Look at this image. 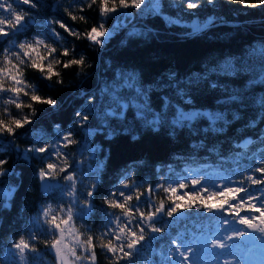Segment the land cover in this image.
I'll return each mask as SVG.
<instances>
[{
  "label": "trees",
  "instance_id": "1",
  "mask_svg": "<svg viewBox=\"0 0 264 264\" xmlns=\"http://www.w3.org/2000/svg\"><path fill=\"white\" fill-rule=\"evenodd\" d=\"M59 2L63 7L57 8L52 0H39L42 5L39 10L28 9L35 20L30 22L27 31L14 33L13 38H0V54H2L9 50L8 46H12L11 41L21 42L32 38L33 35H40L57 49V52L51 55L49 53L44 55L47 57L44 61L45 65L52 60L67 61L69 58L63 57L61 53L68 48L74 51L76 57L85 56L86 65L83 70L88 73L86 77L81 76L82 69L79 67L65 69L62 64H54L53 70L59 72L60 77H54L49 81L38 70L30 67L28 58L24 57L26 64L20 65L14 56H9L12 63L23 72L21 79L28 85L25 90L29 92L35 90L41 96L54 98L57 101L58 111L53 114V109L44 106L42 111L37 112L33 124L26 126V129L17 130L18 134L15 138L9 137L7 133L0 137V144L4 145V148L0 149V159L6 160L5 167L11 169L9 176L0 177V181L6 186H14L9 197L14 206L10 205L7 212H0V263L5 246L17 243L21 238L37 248L48 246L51 238L45 235V237L38 236L34 241L29 240L31 217L42 204L54 203L61 197L57 191L44 192L39 187L36 177L39 161L22 162L18 158V152L32 147L34 143H41L42 140L37 139L40 133L45 134L43 139L51 143L55 150V133L51 131V127L56 122H63L62 126L63 124L71 126L75 112L88 107L102 115L110 107L115 106L112 100L113 94H119L118 98L123 97L120 101L128 102L129 107L124 109L125 120L119 123L113 121L111 128L101 127L89 137L87 144L82 141L79 147L72 145L66 149L71 151V148H75L74 169L77 168L78 163L82 168L91 161L97 163L96 168L91 172L93 176L90 181L86 180L79 185L82 193L93 180L99 185L95 194L97 213L87 225L91 229L90 234L98 236L104 230V220L100 212L104 208L102 201L111 191H116L117 186L123 182L133 187L119 190L127 189L126 191L134 196L137 191L149 185L155 186L158 194L153 196L154 202L159 205L163 198L167 206L168 194L160 190V185L167 186L169 183H175L176 180L190 184L189 174L192 176L197 173H200L201 179L205 181L208 180L209 175L211 178L214 174L216 178L223 179L227 183L229 178L240 180L249 170L260 166L259 157L264 155L261 151L264 145L260 144L259 139H255L247 148L236 147L238 142L243 145L246 140L257 137L258 134V129L244 130L243 121L234 126L226 136L208 137L205 140L206 147L201 149H193L192 145L199 143L200 138L189 135L187 131L176 141H171L167 136V125L161 131L153 132L143 120L136 119L137 109L132 102L135 90L124 87L120 76L121 72L135 74L138 87L153 88L154 91L149 95L155 108L160 102L156 95L157 91L159 96H163L165 92L170 94V88L175 86V83L187 86L188 79L202 68L219 67L221 71L215 78L221 89L226 86L227 89L243 91L248 103V107L244 110L246 118L258 117V105L252 101L264 96V7H256V5L264 0H249L250 7H241L239 0H215V3L197 0L202 6L196 10V15L212 16L215 21L212 26L197 35L190 34L189 28L183 24L166 26L161 18L148 15L149 10H145L146 14L141 16L138 15L140 9H135V23L121 24L118 22V17L124 11L121 10L106 21V27L112 26L114 34L109 35L103 47L96 46V48L90 47V41L69 36L58 28L56 30L62 37L60 40L47 35L46 21H51L53 17L81 34L90 25L102 19L96 8H93L83 13L88 17L87 22L79 19L72 21L66 15L65 9L72 10L77 16L81 15L79 7H75L80 0H59ZM162 2L167 4L170 0H162ZM171 2L176 6L166 8L165 14L174 15L184 8L181 6V0H171ZM50 3L52 6L48 7ZM116 26H121L119 32L115 31ZM146 29L152 31L144 36L129 35L133 30ZM122 40L125 43L122 44ZM227 62H230L235 69L231 75H225L223 71ZM170 71L177 74L179 81L166 85L167 88L155 89V83H163L162 78ZM58 80H62L63 84L57 82ZM187 91L204 108L211 110L213 106L219 108L222 104L230 106L227 105V97L224 96L223 91L205 89L203 84L197 86L193 81L192 85L187 87ZM20 100L24 103L30 102L29 97L23 95ZM40 107L34 104V108ZM30 113L29 109L18 110L0 100V118L9 114L22 117ZM99 122V118L93 119L92 126ZM106 131L114 134L108 136ZM76 135L79 136L80 133L76 131ZM13 139L14 145L6 142ZM214 145L218 147V152L208 150ZM13 172H22L23 175L13 176ZM96 172L99 173L98 176L94 175ZM56 175L59 177L61 174L58 172ZM256 175L259 176V173ZM84 184L85 187H82ZM189 189L197 191L191 187L186 190ZM45 197L51 198L45 199ZM218 216L220 214L215 213V217ZM224 216H228L227 213ZM209 217L210 215L203 210L197 212L192 209L183 212L180 218H165L169 226L162 234H153L151 244L144 246L135 257L134 264H168L171 259L169 251L173 248L172 241L177 239L178 235V238H182L181 242H196L194 240L197 237L201 239L205 233L203 227H206ZM79 226L82 232L83 229L80 224ZM214 230L208 234H212ZM81 237L85 238L83 235ZM235 250H237L236 246L231 244L223 251L235 254L237 253ZM201 252L200 250L199 253ZM96 253L97 264H113L108 258L110 254L102 252L99 246L96 248ZM210 260L211 258H206L205 263L212 264ZM215 261L222 262V259L215 258ZM122 264H126V261H122Z\"/></svg>",
  "mask_w": 264,
  "mask_h": 264
},
{
  "label": "snow or ice",
  "instance_id": "2",
  "mask_svg": "<svg viewBox=\"0 0 264 264\" xmlns=\"http://www.w3.org/2000/svg\"><path fill=\"white\" fill-rule=\"evenodd\" d=\"M52 2L56 4L57 8L63 7L59 0H52ZM206 2L215 3V0H206ZM239 2L241 7L251 6L249 0H239ZM20 5L27 7H19ZM51 6L52 3L48 5V7ZM175 6L171 0L167 4L163 3L162 0H147V2L146 0H80V3L75 7H79L81 15L77 16L72 10L65 9L66 15L72 21L79 19L87 22L88 17L83 13L93 8H96L99 17L102 19L90 25L81 34L53 17L51 21H46V33L48 36L60 40L62 37L60 32L56 30L58 28L69 36L90 41L92 48L103 47L109 35L114 34L112 26L106 27V21L111 19L114 14L120 13L121 10H127L130 7L140 9L138 15L143 16L146 14L145 10L149 9L148 15L161 18L166 26H171L179 25L182 22L179 16L173 19L170 15L165 14L166 8ZM181 6L188 12L197 10L202 6V3H198L197 0H181ZM41 7L39 0H0V11L9 13L7 17L0 16V38H8L14 33L27 31L30 22L35 20L28 9L39 10ZM256 7H264V2L258 3ZM124 14L127 15L128 13L125 11ZM214 23V18L209 17L205 19L203 24H197L188 31L192 35H197ZM120 29L121 26H116L115 31L119 32ZM151 31V29L133 30L129 35L144 36ZM121 43L123 44L125 41L122 40ZM41 46L47 50L49 55L57 52V49L47 43L46 39H34L32 42L19 43V52H12L11 55L16 58L20 65L26 64L24 57L28 58L30 67L38 70L49 81H52L54 77H60V73L53 70L54 64H62L65 69L74 66L79 67L82 69L81 76H87L88 73L83 70L86 65L84 55L76 57L74 51L65 48L61 55L69 58L67 61L52 60L45 65L44 61L47 57L40 54ZM5 60L11 65V68L0 70V94L11 93L12 96L4 100V103L14 106L18 110H31L30 115L25 114L22 117H16L9 114L0 118V137L7 133L9 137L15 138L18 134L17 130L26 129V126L33 124L37 112L42 111L44 106L53 109V114H55L58 111V105L54 98L41 96L35 90L26 91L28 85L20 78L23 76V72L17 65L12 64L8 55H5ZM220 71L219 67L206 66L192 75L191 79H188L187 86L175 83V86L170 88V94L165 92L163 96H159L157 91L156 95L160 102L155 108L149 95L154 91L153 88L138 87L135 74L121 72L120 76L124 87L135 90L133 99L139 101L135 105L137 109L136 119L143 120L153 132H159L167 125V136L171 141L182 138L187 131L189 135L200 138L199 143L192 145L193 149L205 148V140L208 137L226 136L234 126L243 121L242 128L244 130L258 129V134L257 137L246 140L243 145L238 142L236 147L247 148L249 144L254 143L255 139H259L260 144L264 145V96L252 101L258 105V117L247 119L244 111L248 107L245 93L227 89L226 86L221 89L215 78ZM223 71L225 75H231L235 69L232 68L230 62H227ZM7 79H11L13 82L11 87H5ZM162 80L163 83L154 82L155 89L167 88L166 85L179 81L174 71H170ZM193 81L197 86L203 84L205 89L223 91L224 96L227 97V105L230 106L222 104L219 108L213 106L211 110L200 106L196 98L187 91V87H190ZM57 82L63 84L62 80ZM21 95L29 97L30 102H21ZM118 96L119 94L112 95L115 106L110 107L102 115L88 107L85 110L75 112L74 119L70 123L71 126H68L69 124L62 126L63 122H56L51 127V131L55 133V150H53L51 143L43 139L45 134L40 133L37 139L42 140L41 143H34L32 147L25 148L17 154L22 162L39 161L36 177L39 187L44 192L58 190L61 194L66 193L68 196L66 202L61 201L64 206L58 205L55 210L50 204H42L34 219V224L46 226L45 230L52 237L48 247L54 250L55 258L59 264H74V262L85 259L88 264H97V246L105 254H110L108 258L113 261V264H122V261H126V264H134L135 257L143 250L145 243L154 238L153 234H162L164 229L169 226L165 218H180L182 212L192 209L197 212L203 210L207 214L219 213L222 225L231 223L242 226L239 228L232 227L231 231L235 233V236L226 235L223 239H241L249 236L250 232L258 233L260 238L264 239V155L259 157L260 166L249 170L246 176L240 180L229 178L228 183L223 184L218 191L209 190L198 177H191L190 174V184L183 180H176V186H173L172 183L167 184V186L160 185V190L168 194L169 204L167 206L163 202V198H161L159 205L154 202L153 196L158 194L155 186L149 185L137 191L134 196L131 192L125 193L119 190L133 187V185L123 182L117 186L116 191H111L102 201L104 208L100 212L104 220L105 230L101 231L98 236L90 234L91 229L87 225L88 221L97 213L95 194L99 185L96 180H93L81 194L78 187L80 177L73 168L75 148H71V151H66V149L72 145L79 147L82 141L87 144L89 137L98 132L101 127L111 128L113 121L119 123L125 120L124 109L129 105L121 104L120 99L123 97L118 98ZM34 104L41 107L34 108ZM97 118L100 122L92 126V120ZM201 125L204 126L201 127ZM76 131L80 133L79 136L76 135ZM106 134L112 136L114 133L106 131ZM6 142L14 145V139ZM2 148L4 145L0 144V149ZM208 150L218 152V147L214 145ZM261 151L264 152V148ZM6 164V160L0 159V177L9 176L11 169L5 167ZM58 172L61 174L59 177L56 175ZM256 173H259V176ZM12 175L22 176L23 173L13 172ZM94 175L98 176L99 173L96 172ZM53 180L56 182L52 183ZM61 182H63V187ZM217 183L213 182L212 187L215 188ZM13 187L6 186L3 181H0V212H7L10 205L14 206L9 198ZM189 187L197 189V191L189 193L186 191ZM49 198L51 197H45V199ZM133 201L135 202L133 203ZM185 201L187 203H184ZM57 212L60 215H57ZM225 213L232 217L231 221L223 219ZM241 213L246 214L242 215ZM247 213H251V215ZM41 214L44 217L43 221L40 220ZM74 221L81 223L82 232L73 226ZM81 235L85 236L83 240ZM66 237L71 240V243L65 242ZM37 239L36 232L32 231L29 240ZM181 239L177 238L172 241L174 247L170 249L169 256L176 252L181 258L179 264H193L192 258L197 254L199 248L195 242H181ZM208 245L214 249L219 248L221 251L230 247L215 239H210L206 246ZM13 247L18 250L21 264H24L26 260V252L38 253L39 251L34 244L26 242L23 238L18 243H14ZM78 249H83L87 255L82 256L78 253ZM173 264H177V261L173 260Z\"/></svg>",
  "mask_w": 264,
  "mask_h": 264
},
{
  "label": "rangeland",
  "instance_id": "3",
  "mask_svg": "<svg viewBox=\"0 0 264 264\" xmlns=\"http://www.w3.org/2000/svg\"><path fill=\"white\" fill-rule=\"evenodd\" d=\"M146 2H147V0H146ZM19 7H22V6L20 5ZM146 10H149V9H146ZM125 11L128 13L127 15L124 14ZM8 15H9V13L0 11V16L7 17ZM134 15H135V8L130 7L129 9L122 11L121 15L118 17L119 18L118 22H120L121 24H134L135 23ZM166 15H170L173 19H175V18H177V16H179L181 21H182L180 24L187 26L189 29L195 27L197 24H203L205 19H207L209 17L212 18V16L201 17L199 15H196V10L187 12L185 8L179 10L174 15L173 14H167V13H166ZM8 38H13V35L11 37H8ZM34 39H44V37L36 34V35H33L32 38L23 40L21 42L11 41L12 46H8L9 50L4 51L2 54H0V70L11 68V65H9L7 63V61L5 60V55L12 56L11 55L12 52H19V48H18L19 43L32 42ZM47 43H49V42H47ZM39 51H40V54L42 56H44L46 53H48L47 50L43 48V46L40 47ZM21 56H23L22 53H21ZM13 71H15V69H13ZM12 85H13V82L11 81V79H7L5 81V87H11ZM11 96H12L11 93L0 94V100L4 103V100L10 98ZM132 102L136 105V103H138L139 101H136L133 99ZM120 103L128 105V102L124 101V100H121ZM96 165H97V163L94 161L86 163L84 168H82V166L79 163L77 164V168L75 169V171L80 177L79 185L81 183L83 184V182L86 180H88V182L90 181L91 176H93V174L91 172H92V170L94 171V168H96ZM200 175H201L200 173L199 174L197 173L195 175H192L191 177H198L200 179L201 183L211 191H218L219 188L223 184L227 183L223 179L216 178L217 176H215V174L211 178L209 175L208 180H206V181H205V179H201ZM55 182H56L55 180L52 181V183H55ZM213 182H218L216 184L215 188L212 187ZM79 185H78V187H79ZM61 186L63 187V182H61ZM173 186H176L175 183H173ZM82 187H85V184L82 185ZM126 190H124V192L129 193ZM186 191H188L190 193L194 190L189 189ZM57 192H58L59 196H61V197H59L54 203H48V204L52 205V208L54 210L57 208L58 205L60 207L64 206V204H62L61 201L66 202L68 200V196L66 193L61 194L58 190H57ZM80 192H81V194H83L82 189ZM184 203H187V201H185ZM39 210H40V208L31 217V226H30L31 233H30V236L32 234V231H35L37 234V237L45 235L48 238L52 239V237L49 235V233L45 230L46 226H44L42 224H34V219L36 218ZM56 214L60 215L59 212H57ZM241 214L244 215L246 213H241ZM247 214L251 215V213H247ZM209 215H210V217L207 218V222L205 224L206 227H203L205 233L202 235L201 239L197 237V239L194 240V241H196L195 243H196L197 247L199 248V251L192 258L193 264H207L203 261V256L205 254L203 251H210V253H211L210 255L212 257H214V256L217 257V255H219V253H220L219 248L214 249V248H211L210 245L206 246L210 239H215L218 242L222 241L226 245H228L230 243L234 244V246H236L237 252L239 254L241 252L243 253L245 251L243 256L244 257L247 256L248 262L250 264H264V239L260 238L258 233H251L250 232L249 236L241 238V239H223L226 235L227 236H235V233H233L231 231V229H232L231 225L232 224L229 223L228 225H222L220 223V220H221L220 216L215 217V213H212ZM223 219H228L229 221H231L232 217L224 216ZM40 220L41 221L44 220V217L42 216V214L40 215ZM79 224L81 225V223L79 221L73 222V226L76 227L78 229V231L80 232ZM113 227H115V226L113 225ZM239 227H242V226L239 225ZM214 229H219V230L217 232H213L212 234H208V232H212ZM104 230H105V227H104ZM180 233L183 234L182 231H180ZM178 237H179V235H178ZM178 237H176V238H178ZM81 239H82V237H81ZM26 242H28V241H26ZM65 242L71 243V240L66 237ZM150 244H151V240L148 241L147 243H145V245H150ZM246 246L250 247L249 251L243 250L246 248ZM38 250H39L38 253L26 252V260H25L24 264H59V261H57L55 258L54 250H51L50 247L47 246L44 248H38ZM200 250L203 253L202 252L199 253ZM211 251H214V252H211ZM78 253L81 254L82 256L87 255V253H85L83 249H78ZM225 257L228 258V256H225ZM219 258H220V256H219ZM173 260L177 261V264H179V262L181 261V258L179 257L178 253L173 252V254L171 255V259H170L168 264H173ZM231 260L234 261V258L231 257ZM213 261H214V259H213ZM0 264H21V260H20L19 254H18V250H16L13 247V244L5 246L4 251H3V259H2ZM74 264H88V261L85 259L82 261L74 262Z\"/></svg>",
  "mask_w": 264,
  "mask_h": 264
}]
</instances>
